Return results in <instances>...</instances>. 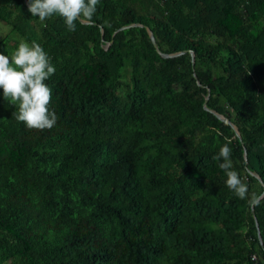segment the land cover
Wrapping results in <instances>:
<instances>
[{
    "label": "trees",
    "instance_id": "1",
    "mask_svg": "<svg viewBox=\"0 0 264 264\" xmlns=\"http://www.w3.org/2000/svg\"><path fill=\"white\" fill-rule=\"evenodd\" d=\"M0 24V53L49 54L57 115L28 129L0 90V264H264V199L212 159L230 140L264 194V0H100L75 31L0 0Z\"/></svg>",
    "mask_w": 264,
    "mask_h": 264
},
{
    "label": "clouds",
    "instance_id": "2",
    "mask_svg": "<svg viewBox=\"0 0 264 264\" xmlns=\"http://www.w3.org/2000/svg\"><path fill=\"white\" fill-rule=\"evenodd\" d=\"M100 0H27V11L40 22L57 16L68 31L76 30V21L92 22ZM56 72L49 54L32 41L21 39L11 53H0V90L3 99L15 107L12 117L28 129L50 130L57 122V115L50 109L52 89L46 81ZM227 141L213 160H222L219 168L226 176L227 188L238 198L247 200L249 205L258 206L264 194H249L247 184L233 168L231 148Z\"/></svg>",
    "mask_w": 264,
    "mask_h": 264
},
{
    "label": "water",
    "instance_id": "3",
    "mask_svg": "<svg viewBox=\"0 0 264 264\" xmlns=\"http://www.w3.org/2000/svg\"><path fill=\"white\" fill-rule=\"evenodd\" d=\"M24 2H25V4L27 5V0H24ZM124 27H125V26H121V27L118 28V29H121V28H124ZM148 36H149V39H150L152 45L155 46L154 37H153V35L151 34L150 31H148ZM184 51H185V50L178 51V52H174V53H160V55H162V56H164V57H171V56H175V55L181 54V53H183ZM190 55H191V61H192V60H193L192 52H190ZM215 115H216L220 120H222L223 122L230 124V125L232 126V128H233L235 134L239 137V133H238L237 129L233 126V124H232V123H231V122H230L225 116L220 115V114H216V113H215ZM243 155H245V152H243ZM252 210H253V208H252V206H250V211L252 212ZM255 226H256V222H255ZM256 233H257V239H258V241H259V244H260V246H262V242H261V240H260V235H259V233H258V229H257V228H256Z\"/></svg>",
    "mask_w": 264,
    "mask_h": 264
},
{
    "label": "rangeland",
    "instance_id": "4",
    "mask_svg": "<svg viewBox=\"0 0 264 264\" xmlns=\"http://www.w3.org/2000/svg\"><path fill=\"white\" fill-rule=\"evenodd\" d=\"M9 33V28L6 25L0 24V37H2L3 35ZM10 38H14L13 34L10 33L9 34ZM12 42V40L10 41V43Z\"/></svg>",
    "mask_w": 264,
    "mask_h": 264
},
{
    "label": "built area",
    "instance_id": "5",
    "mask_svg": "<svg viewBox=\"0 0 264 264\" xmlns=\"http://www.w3.org/2000/svg\"><path fill=\"white\" fill-rule=\"evenodd\" d=\"M254 258H255V257H254V255L252 254V255H251V259H254Z\"/></svg>",
    "mask_w": 264,
    "mask_h": 264
}]
</instances>
